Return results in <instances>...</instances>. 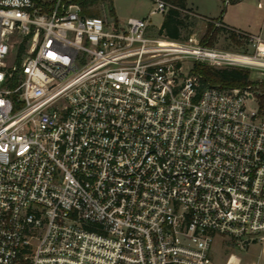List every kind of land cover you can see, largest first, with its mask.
<instances>
[{"label":"built area","instance_id":"obj_1","mask_svg":"<svg viewBox=\"0 0 264 264\" xmlns=\"http://www.w3.org/2000/svg\"><path fill=\"white\" fill-rule=\"evenodd\" d=\"M208 19L252 48L172 40L75 0H0V264H216L217 234L264 244L255 85L193 71L264 82V39Z\"/></svg>","mask_w":264,"mask_h":264},{"label":"rangeland","instance_id":"obj_2","mask_svg":"<svg viewBox=\"0 0 264 264\" xmlns=\"http://www.w3.org/2000/svg\"><path fill=\"white\" fill-rule=\"evenodd\" d=\"M213 1L200 0L199 2L205 7L206 11L214 12V9L212 10ZM190 2H194L196 4L198 3V0H190ZM249 2L253 1L249 0L247 4H250ZM155 3V0H96L90 2L89 8L96 15L107 17L113 16L112 14H110V9L113 8L115 11V15L117 16H114V18H118L121 20H125L130 16L147 18L150 23V29L152 33L154 35H159V29L168 10L153 11L156 6ZM219 3L222 4V1L220 0ZM247 4H244L246 11L245 13L249 14L253 11V7ZM223 6L225 5L223 4ZM224 10L225 9L223 8L222 11ZM183 12L184 14L187 13L186 11ZM188 14H190L191 16L187 18V21L190 23L186 29H183L182 35L183 37H185V39H182L180 42L189 41L190 37L197 38L200 42H202V38L205 36L208 30L210 20L206 17L194 15L191 12H189ZM192 20H195L196 22L194 25L191 23ZM262 35L264 36V30L262 32ZM208 45L216 47L218 49L226 50H248L252 48L250 43H246L245 41H243L242 44H236L234 41H232L231 38L227 37L223 33L217 34L212 43ZM192 63L193 61L191 59L185 61V70H188L192 66ZM204 64L216 67L209 63ZM218 67L227 66L221 65ZM250 77L251 80H254L256 78V74L251 71ZM258 84L259 87L260 83ZM212 257L216 264H226L229 260L232 264H264V244L256 242L242 248L237 245V242L230 239L229 237L217 234L212 246Z\"/></svg>","mask_w":264,"mask_h":264},{"label":"trees","instance_id":"obj_3","mask_svg":"<svg viewBox=\"0 0 264 264\" xmlns=\"http://www.w3.org/2000/svg\"><path fill=\"white\" fill-rule=\"evenodd\" d=\"M81 3L85 8V13L88 15H96L90 8V2L96 0H75ZM174 6L170 7L166 12L163 23L159 29V35L165 36L172 40L185 39L182 35L183 29L187 28L190 22L187 18L191 17V9L187 8V0H166ZM226 0H224L225 2ZM238 0H229V2H236ZM226 3V2H225ZM183 11L187 13L184 14ZM110 14L115 16L113 8L110 9ZM196 15L195 13H193ZM221 16H219L220 18ZM193 25L196 23L195 20L191 22ZM223 33L227 37L231 38L236 44H242L243 41L249 43L248 39H243L231 30L216 27L214 23L209 22L208 30L205 36L202 38L203 44H211L217 34ZM202 75V81L204 84L218 85L222 88H246L249 85L253 86V90L257 93L260 98L262 107H264V82L260 83L258 87L257 81L251 80V70L247 68L239 67H213L204 63H196L194 70ZM259 88V89H258ZM262 88V89H260Z\"/></svg>","mask_w":264,"mask_h":264},{"label":"crops","instance_id":"obj_4","mask_svg":"<svg viewBox=\"0 0 264 264\" xmlns=\"http://www.w3.org/2000/svg\"><path fill=\"white\" fill-rule=\"evenodd\" d=\"M199 1L200 0L195 4L187 0V8L191 9V13L211 19H217L221 16L220 19L227 26L250 34L260 35L264 39L262 35L264 30V0H250L253 1L249 2L250 4H247L249 0H238L229 3H225L224 0H221L222 4L219 3L220 0H212V10L214 9V12L206 11L205 7ZM223 4L225 6H223ZM244 4L251 5L253 11L246 14ZM223 8L225 9L224 11H222Z\"/></svg>","mask_w":264,"mask_h":264},{"label":"bare ground","instance_id":"obj_5","mask_svg":"<svg viewBox=\"0 0 264 264\" xmlns=\"http://www.w3.org/2000/svg\"><path fill=\"white\" fill-rule=\"evenodd\" d=\"M167 44V43H166ZM165 43H164V45H166Z\"/></svg>","mask_w":264,"mask_h":264}]
</instances>
